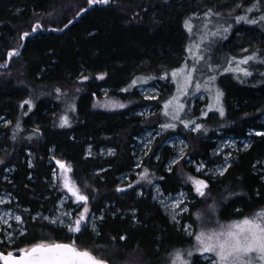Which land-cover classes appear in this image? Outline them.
<instances>
[{
	"label": "trees",
	"instance_id": "16d2710c",
	"mask_svg": "<svg viewBox=\"0 0 264 264\" xmlns=\"http://www.w3.org/2000/svg\"><path fill=\"white\" fill-rule=\"evenodd\" d=\"M253 2L264 9V0H108L94 4L88 0H0V114L9 118L8 125L0 126V187L12 190L18 203L30 209L52 210L59 194L50 188L48 155L53 148L55 159L72 167V178L82 186L92 210L98 212L104 201L109 202L98 234L85 229L73 233L25 217L26 232L10 249L75 241L78 248L110 264H164L174 246L186 243L175 236L149 190L136 196L133 190L116 187V174L133 162L132 138L147 119L125 110L92 109L93 94L109 87L134 95L137 78L147 77L161 83V97H165L173 87L168 72L184 50L186 16L207 9L233 15ZM35 25L39 27L33 32ZM24 33L29 35L21 39ZM254 40L264 46V33L242 24L233 29L226 46L233 51L244 43L255 45ZM10 52L16 54L9 56ZM98 74L104 78L97 79ZM83 76L85 80L80 79ZM224 90L226 112L222 116L208 113L202 117V122L207 121L204 127L184 134L195 158H205L216 129L241 137L247 127L260 126L255 120L264 112V76L260 84L225 85ZM58 91L75 97L69 108L72 122L65 125L59 123L64 93ZM234 98L237 107L232 105ZM193 109V114L198 112ZM88 141L110 144L115 153L105 158L85 156ZM25 149L30 150L31 166ZM169 153L164 145L158 162L149 161L166 192L181 185L175 169H162ZM255 160L264 168V135L256 136L237 154L221 176L220 186L211 182L221 218L264 205V182L251 167ZM10 166V179H2ZM95 168L104 169L98 173ZM198 203L191 204V210ZM235 206L241 210L234 211ZM127 208H135V221L129 214L116 212ZM0 249L9 248L0 243Z\"/></svg>",
	"mask_w": 264,
	"mask_h": 264
},
{
	"label": "rangeland",
	"instance_id": "374dc122",
	"mask_svg": "<svg viewBox=\"0 0 264 264\" xmlns=\"http://www.w3.org/2000/svg\"><path fill=\"white\" fill-rule=\"evenodd\" d=\"M241 16L246 19L239 20L238 17ZM186 22L191 25V31L185 26ZM242 24L255 27L264 33V9L259 3L253 2L242 12L233 15H221V13L207 9L202 12L194 11L186 16L183 21L186 34L184 50L180 55L179 63L168 72L173 87L165 97H161V83L147 77L137 78L139 82L134 86L136 91L134 95L131 91L121 93L110 90L109 87H101L97 93L93 94L92 109L111 112L125 110L131 115L147 119V124L142 126V129L132 138L130 154L133 162L128 169L116 174L118 181L116 187L121 190H133L136 196L144 195L146 190H149L151 200L158 204L162 213L167 217L175 236L185 239L186 243L178 244L179 246H174L168 252L164 264H173L177 253H179L180 260L176 264H181L183 261H187L188 264H213L215 256L211 253L202 254V249L196 241V235L201 232H219L235 222L256 218L258 213L264 211L263 205L255 208L253 212L241 215L230 214L223 219L219 216L220 203L216 201L217 197L210 190L211 182L220 186L221 176L236 159L237 154L248 148L256 136L264 135V112H261L255 120V123L260 126L247 127L245 134L241 137L225 133L221 129L214 130L213 136L209 138L212 144L205 158L191 156L190 145L184 135L204 127L207 121L202 122V117L208 113L222 116L226 112L223 99L225 85H243L247 82L260 84L263 81V45L262 47L256 44L257 41L254 40L255 45L250 46L251 44L244 43L237 46L233 50L235 52L226 46V41L233 29ZM15 48L17 51L18 45ZM249 56L253 59L239 65V68L249 73L245 75L243 71L236 70L237 63ZM178 69H184V72L173 77L172 73ZM189 72L191 80L186 81L185 77ZM103 78L104 74L97 75V79ZM80 79L85 80L86 77L83 76ZM181 88L184 89L183 92ZM58 93H64L63 110L59 123L65 125L72 122V112L69 108L72 109L75 97L67 96L65 92L58 91ZM156 99L158 101L155 103ZM169 101L172 103L169 104ZM165 105L168 107L166 108ZM180 105H183V108L177 112ZM232 105L237 107L235 98L232 99ZM193 107L197 109V113L193 114ZM177 116L178 118H174ZM8 124L9 118L5 114H0V126L4 127ZM164 125H172V127H164ZM196 125H199V128ZM164 145L169 147L170 153L163 162L162 169L165 171L175 169L181 179V185L169 192L162 189L158 180L160 175L149 162H158L161 147ZM84 152L85 156L105 158L112 156L115 148L107 143L95 144L88 141L85 143ZM25 153L27 164L31 166L30 150L25 149ZM48 156V162L52 163L50 188L59 193L52 210L50 208L30 209L18 203L12 190L0 187V243H4L9 248L5 251L18 252L28 247L10 249L17 238L26 232L25 217L69 231L68 225L79 217L85 206L88 211L80 231L85 229L93 235L98 234V224L104 218L105 207L109 202L104 201V207L98 212L92 210L89 202H74V197L69 195V191L64 187V170L52 162L57 157L53 148L49 149ZM67 165L72 171L70 164L67 163ZM251 167L259 179L264 182V168L259 166V162L255 160ZM12 169L13 166L5 168L2 179H10ZM103 169L95 168L94 171L99 173ZM72 177V172L67 175L69 183H76ZM195 180L204 181L206 187L203 188V196L196 192ZM77 186L80 192L84 193L82 186L80 184ZM202 199L206 201L203 202ZM194 203L198 204L191 210V204ZM233 210H241V207L235 206ZM116 212L121 216L129 214L135 221V208L116 210ZM16 216L21 219L17 221ZM189 252L192 253L191 256L188 255Z\"/></svg>",
	"mask_w": 264,
	"mask_h": 264
},
{
	"label": "snow or ice",
	"instance_id": "6c2138e0",
	"mask_svg": "<svg viewBox=\"0 0 264 264\" xmlns=\"http://www.w3.org/2000/svg\"><path fill=\"white\" fill-rule=\"evenodd\" d=\"M88 2L89 4L107 3L108 0H88ZM238 19L244 20L246 17L241 16ZM185 26L191 31V25L188 22H186ZM38 27L39 25H36L33 28V32ZM28 35L29 33H24L21 39ZM15 54L14 52H10L8 55L13 56ZM251 59L253 57L249 56L240 60L237 63L236 70L243 71L245 75H249L248 72L239 68V65L245 64ZM183 72L184 69H178L172 73V76L176 77ZM185 80H191L190 72L185 77ZM180 90L181 92L184 91L183 88ZM25 103L29 102L25 101ZM171 103L172 101H169V104ZM120 106L123 107V105ZM165 107L167 108L168 105H165ZM182 108L183 105H180L177 112ZM165 114L167 115V112ZM221 114L223 113L221 112ZM174 118H178V116ZM164 127H172V125H164ZM196 127L199 128V125H196ZM57 163L65 173L64 187L71 195L76 197L77 202H86L87 197L78 193L74 183L71 185L69 183L67 172L71 171L70 167L59 161ZM194 184L196 185V192L203 196V188L206 187L204 181L195 180ZM87 211V207L85 206L84 211L80 213L79 217L68 225L69 232L76 233L81 230ZM15 219L19 221L21 218L16 216ZM196 241L202 249V254L211 253L215 256L216 259L213 261V264H264V211L258 213L256 218L235 222L228 225L226 229L222 228L219 232H201L196 235ZM20 253L19 258L14 257L11 252L7 256L0 254V259H3L5 264H103V261L93 256L90 251L78 248L75 241L72 243L40 242L27 250L21 249ZM188 255L191 256L192 253L189 252ZM179 260L180 256L177 253L173 264H176ZM181 264H188V262L183 261Z\"/></svg>",
	"mask_w": 264,
	"mask_h": 264
},
{
	"label": "water",
	"instance_id": "95a60500",
	"mask_svg": "<svg viewBox=\"0 0 264 264\" xmlns=\"http://www.w3.org/2000/svg\"><path fill=\"white\" fill-rule=\"evenodd\" d=\"M55 161V164L58 166V167H60L59 166V164L57 163V160H54ZM61 163V162H60ZM63 164V163H62ZM65 165V164H64ZM70 174V171L69 172H67V175H69ZM74 182H71L70 183V185L71 184H73ZM75 187H76V189L78 190V188H77V186L75 185ZM119 190H121V189H119ZM78 193L80 194V195H83V196H85V197H87V200H88V196L87 195H85V194H83V193H81L79 190H78ZM69 195H71V193L69 192ZM71 196H73V195H71ZM74 197V202H77V200H76V197L75 196H73ZM80 203H83V202H80ZM85 203V202H84ZM57 243H69V242H66V241H57ZM35 245V244H34ZM33 245H31V246H29L28 248H26L25 250H27V249H29V248H31ZM82 250V249H81ZM8 253H10V252H8V251H3V250H1L0 249V254H3L4 256H7V254ZM12 254H13V256L14 257H17V258H19V256L21 255V253H20V251H18V252H16V253H13V252H11ZM93 256H95L94 254H92ZM96 257V256H95ZM98 258V257H97ZM98 259H100V258H98ZM100 260H102L103 261V264H110L108 261H106V260H103V259H100ZM0 264H5V261L3 260V259H0Z\"/></svg>",
	"mask_w": 264,
	"mask_h": 264
},
{
	"label": "bare ground",
	"instance_id": "6f19581e",
	"mask_svg": "<svg viewBox=\"0 0 264 264\" xmlns=\"http://www.w3.org/2000/svg\"><path fill=\"white\" fill-rule=\"evenodd\" d=\"M54 160H57V159H54ZM57 161H59V160H57ZM60 162V161H59ZM54 163H55V161H54ZM62 163V162H61ZM64 164V163H63Z\"/></svg>",
	"mask_w": 264,
	"mask_h": 264
}]
</instances>
